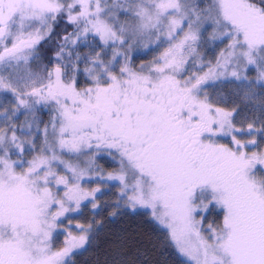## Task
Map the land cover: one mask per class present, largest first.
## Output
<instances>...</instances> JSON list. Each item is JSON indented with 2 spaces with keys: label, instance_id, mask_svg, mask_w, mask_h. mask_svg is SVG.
Returning a JSON list of instances; mask_svg holds the SVG:
<instances>
[{
  "label": "snow or ice",
  "instance_id": "6c2138e0",
  "mask_svg": "<svg viewBox=\"0 0 264 264\" xmlns=\"http://www.w3.org/2000/svg\"><path fill=\"white\" fill-rule=\"evenodd\" d=\"M61 21L72 31L57 33ZM205 25L213 27L214 38L229 43L203 76L178 79ZM89 35L102 47L127 45L118 72V52L106 61L100 52L77 51L81 44L90 47ZM53 38L58 61L53 68L15 83L11 73L0 76V89L17 101L13 116L41 103L54 104L58 114L51 133L45 126L41 155L32 160L22 157L15 124L0 129V264H68L84 248L91 225L77 224L79 236L67 231L58 250L53 233L73 211L72 202L79 208L87 197L95 200L100 189L86 192L80 181L97 153L112 150L121 167L108 179L120 182L127 207L149 210L167 229L185 264H264V151H247L258 146L255 138H237L261 133L264 141V127L238 128L236 109L213 108L197 96L206 81L221 76L264 88V0H211L206 7L195 0H0V66L27 65ZM145 38L167 47L150 66L136 70L126 52ZM248 71L256 73L254 80ZM81 73L90 86L78 87ZM0 117L12 118L7 109ZM218 135H231L230 144L218 143ZM57 148L69 155L94 151L80 168L57 155ZM13 149L20 158L11 159ZM49 151L51 156L44 155ZM213 204L223 209V222L203 229L196 214Z\"/></svg>",
  "mask_w": 264,
  "mask_h": 264
},
{
  "label": "rangeland",
  "instance_id": "374dc122",
  "mask_svg": "<svg viewBox=\"0 0 264 264\" xmlns=\"http://www.w3.org/2000/svg\"><path fill=\"white\" fill-rule=\"evenodd\" d=\"M197 4H199L200 7H206L211 0H195ZM121 19H125V17H121ZM61 26L66 27V24H61ZM213 27L205 25V29L201 31L199 35V39L196 41L194 44L195 52L188 58V63L185 65L186 71L183 72L178 79H185L189 77L191 74L195 73L197 76H203L205 73L208 72L209 69V62L211 65H215L216 63V58L220 54L221 50L225 49L226 45L229 43V41L225 38H214L213 36ZM156 38L152 37V40L154 41ZM106 49L109 50V56L107 59L104 60H111L113 56V52H118L119 56L117 57L118 62L115 63V68L114 70L116 72L119 71V68L124 64V56H125V50L127 49V45L124 47H118V46H103ZM167 47V45H161L160 47H157L156 43L150 42L147 38L136 41L134 43V46L131 49H128L126 54L129 57V63L130 66L133 67L136 70H139L141 65H151V62L154 60L155 57L159 56L160 53L164 50V48ZM54 49V48H53ZM103 59V58H102ZM34 59H30L27 65H24L23 63L19 67H14L10 69H5L4 67L0 66V76L4 77H9V74L11 73V78L13 82L15 83V80L17 77H24L27 78L28 74L31 73L33 74V78H35L36 75H43V71L37 70L35 66V63L33 62ZM147 70H145L146 73ZM229 72L232 71L231 68L228 69ZM251 80L255 79L256 73L254 71H248L245 73ZM195 82V81H193ZM225 85H230L231 87L235 86L237 90H251L248 84H242L239 81H235V78L230 77V76H221L216 80H208L206 81L202 86L200 91L197 93V96L200 100H205L206 102L210 105H212L213 108H220L211 103V101H208L209 95L213 93L217 88L225 86ZM37 87L39 86L38 84L36 85ZM90 86V83L89 85ZM87 86V87H88ZM252 87L258 86L261 87L260 83H254L251 85ZM262 88V87H261ZM215 89V90H214ZM18 90H20L18 88ZM30 88H23V91H30ZM4 99H6L9 103V108L8 110V115L11 118L10 121H5L3 117H0V120L7 124V126L4 128V130H7V127L9 123L15 124L17 126V136L20 138V141L23 143V140H27L28 142L31 141L32 144L35 145V150L32 154L31 157L27 158L23 155L22 157L25 160H32L33 157L41 155L40 149L41 147L44 146V128L45 126L48 127V132H52L51 128V123L46 124L44 127H39L38 123L36 124V121L33 119L32 113L36 112V110L40 107L47 106L49 110H51L50 114V119L52 122L53 117H57L58 114L56 112V106L52 103H49L47 105L41 103L38 105H35L33 110L31 111H25V109L21 108L19 112L16 113L15 116L12 115L13 107L16 105L17 101L15 99V95L5 89H0V100L1 103L2 101L4 102ZM226 111H231V110H226ZM3 112V111H0ZM233 123L235 124L234 120ZM256 126L258 128L264 127V118L261 116L259 119H257ZM24 126L23 132L20 131V126ZM29 125H31V128H29ZM236 125V124H235ZM236 127L241 128L236 125ZM244 129L246 127H242ZM11 135V133H8ZM258 134L259 133H254L253 135H240L237 134V138L241 140H250L255 138L256 140L258 139ZM49 140H51V136H49ZM216 140L218 143L222 144H230L231 141V135L229 136H222L218 135L216 137ZM260 140V138L258 139ZM257 140V141H258ZM24 144V143H23ZM94 150H84V155H76V154H67L66 152L61 153L59 148H57V155H60L62 159L69 161L73 165H78L80 168H85L87 166L88 161L92 157V152ZM247 151L252 152H261L264 151V141L259 142L258 141V146H249ZM51 152H45L44 155L51 156ZM10 156L12 160H16L20 158V155H18V150L13 149L10 152ZM105 160L107 164L109 165H115L116 167L114 169H109L101 162H104ZM120 157L119 154L115 152V150H112L111 155L107 151H103L100 153H97L95 155V159L92 162V167L88 169L87 174L85 178L80 181L81 187L86 191L90 192L94 188H99L100 191L96 193L95 195V200L91 196L87 197L86 199L81 201L80 207L76 208L75 202H72L70 207L73 209V211L66 212L63 217L60 218V223L59 226L56 230V232L53 233V245L55 249H60L64 246V239L65 236L67 235V231H71L73 235H81V230L76 227L77 224L87 228L89 225L85 222L82 221V218H85L84 213H92L96 211L98 207H100L101 203V198L106 197V198H112L115 202L116 205L126 209V211L131 212V213H143L147 215L151 220L150 216V211L147 209H137L133 211L130 207H127L124 202V198H122L121 195V184L118 180H110L108 179V176L110 174L116 175L120 171ZM53 168L56 169L58 172L61 174L64 173L63 167H57V165L54 163ZM207 202V201H205ZM93 203H96L97 207L93 208ZM211 210H217L222 212V219L220 223L213 222L211 220H207L206 217L208 213ZM223 209L220 208L217 205H210L209 209L205 211H198L196 214V219L200 220L203 218V229H207L208 224H212L213 226H217L222 224L223 222ZM154 223L158 225L162 230L165 231L167 234V229H165L162 225L158 224L156 221L152 220ZM95 228L91 226L89 232L87 235L89 236V240L84 246L83 249L76 250L74 254L70 255L67 259L68 262L72 258L73 255L80 253L83 251L88 243L90 242L93 232ZM175 247V246H174ZM178 252V251H177ZM179 253V252H178ZM179 255L187 261V258L182 256L180 253Z\"/></svg>",
  "mask_w": 264,
  "mask_h": 264
},
{
  "label": "trees",
  "instance_id": "16d2710c",
  "mask_svg": "<svg viewBox=\"0 0 264 264\" xmlns=\"http://www.w3.org/2000/svg\"><path fill=\"white\" fill-rule=\"evenodd\" d=\"M61 24L65 23L61 21L56 26V32L60 35H63L65 31H72L71 26L63 27ZM56 43V38H53L38 47V55L33 60L37 70L44 72L45 68L51 69L58 62L55 59ZM87 44L90 47L81 44L77 51L81 53L100 52L101 58H108L109 50L101 46L98 38L89 35ZM89 83V78L81 73L78 77V87H87ZM250 89L240 91L235 86L225 85L214 89L208 101L224 110L236 109L235 124L241 128L246 127L249 123H257L260 116L264 118V88L251 86ZM9 106L6 99L2 103L0 100V111H4ZM48 108L43 106L32 113L39 127L51 123L50 114L52 112ZM6 126L7 124L0 120V129ZM254 127L259 126L254 124ZM258 139L262 142L261 133L258 134ZM23 143L25 148L23 155L29 158L35 148L26 139ZM103 161L101 164L109 169L116 167ZM101 200L100 207L96 211L86 212L84 213L85 218H82L83 222L95 228L90 242L83 251L73 255L68 264H185L186 261L179 255L165 231L147 215L126 211L115 204L113 197H103ZM206 219L220 223L222 212L211 210Z\"/></svg>",
  "mask_w": 264,
  "mask_h": 264
}]
</instances>
